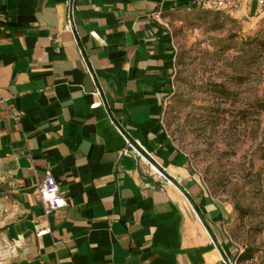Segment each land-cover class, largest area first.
Segmentation results:
<instances>
[{
  "label": "crops",
  "instance_id": "0c3cea01",
  "mask_svg": "<svg viewBox=\"0 0 264 264\" xmlns=\"http://www.w3.org/2000/svg\"><path fill=\"white\" fill-rule=\"evenodd\" d=\"M195 10L182 0H0V231L29 264L231 261L226 217L163 123L169 22ZM262 16L252 1L232 15ZM47 173L68 203L49 216L37 190Z\"/></svg>",
  "mask_w": 264,
  "mask_h": 264
},
{
  "label": "rangeland",
  "instance_id": "374dc122",
  "mask_svg": "<svg viewBox=\"0 0 264 264\" xmlns=\"http://www.w3.org/2000/svg\"><path fill=\"white\" fill-rule=\"evenodd\" d=\"M165 130L226 217L233 264H264V16L172 18ZM0 231V264L32 255Z\"/></svg>",
  "mask_w": 264,
  "mask_h": 264
},
{
  "label": "built area",
  "instance_id": "2783aa9c",
  "mask_svg": "<svg viewBox=\"0 0 264 264\" xmlns=\"http://www.w3.org/2000/svg\"><path fill=\"white\" fill-rule=\"evenodd\" d=\"M187 2L191 7L198 8L200 10H213L223 12L226 15L232 16L238 12L243 4L246 2H255L256 5L264 10V0H182ZM68 26L73 31L74 23L72 18L68 20ZM127 146L134 149L132 144L127 140ZM139 156L141 154L137 152ZM40 202L44 209L45 216L60 212L65 208L68 203L64 198V194L60 191L59 186L55 179L47 173L43 181L37 187ZM50 232L49 229L41 230L37 233V236L41 237L47 235ZM229 264H233L231 261Z\"/></svg>",
  "mask_w": 264,
  "mask_h": 264
},
{
  "label": "trees",
  "instance_id": "16d2710c",
  "mask_svg": "<svg viewBox=\"0 0 264 264\" xmlns=\"http://www.w3.org/2000/svg\"><path fill=\"white\" fill-rule=\"evenodd\" d=\"M202 11H207V12H217V13H223V12H218V11H213V10H202ZM225 14V13H223ZM260 109L264 111V100L259 104Z\"/></svg>",
  "mask_w": 264,
  "mask_h": 264
}]
</instances>
